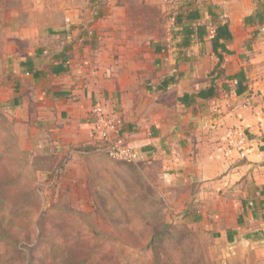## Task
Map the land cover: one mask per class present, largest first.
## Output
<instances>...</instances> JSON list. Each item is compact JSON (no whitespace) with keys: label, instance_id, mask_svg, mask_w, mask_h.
Here are the masks:
<instances>
[{"label":"crops","instance_id":"1","mask_svg":"<svg viewBox=\"0 0 264 264\" xmlns=\"http://www.w3.org/2000/svg\"><path fill=\"white\" fill-rule=\"evenodd\" d=\"M72 2L8 55L9 108L87 152L91 109L115 112L116 138L139 156L119 166L233 257L263 264L264 0H119L100 13ZM230 128L247 137L244 158L223 148Z\"/></svg>","mask_w":264,"mask_h":264},{"label":"rangeland","instance_id":"2","mask_svg":"<svg viewBox=\"0 0 264 264\" xmlns=\"http://www.w3.org/2000/svg\"><path fill=\"white\" fill-rule=\"evenodd\" d=\"M72 1L89 0H0V264H259L178 218L125 162L57 146L36 118L9 108L8 55ZM94 2L100 13L119 0Z\"/></svg>","mask_w":264,"mask_h":264},{"label":"built area","instance_id":"3","mask_svg":"<svg viewBox=\"0 0 264 264\" xmlns=\"http://www.w3.org/2000/svg\"><path fill=\"white\" fill-rule=\"evenodd\" d=\"M236 81L233 85L236 86ZM248 98L243 107H249L251 104ZM90 115L91 124V144L92 147L105 153L113 160L134 163L139 159L138 153L128 146L121 144L116 138L121 122L115 112H106L101 106L95 105ZM223 148L226 153H236L240 158L247 154V137L243 130L239 128L228 129L223 139Z\"/></svg>","mask_w":264,"mask_h":264},{"label":"trees","instance_id":"4","mask_svg":"<svg viewBox=\"0 0 264 264\" xmlns=\"http://www.w3.org/2000/svg\"><path fill=\"white\" fill-rule=\"evenodd\" d=\"M222 30H223V33H225L227 36H229V33L228 31L226 30V25L222 26ZM217 33V32H216ZM237 88H236V93H239L241 90H240V84L239 82H237L236 84Z\"/></svg>","mask_w":264,"mask_h":264}]
</instances>
